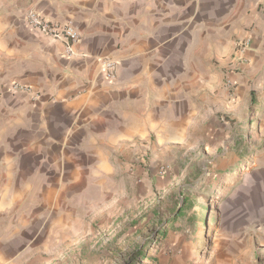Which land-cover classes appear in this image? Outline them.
Returning <instances> with one entry per match:
<instances>
[{"label":"crops","instance_id":"crops-1","mask_svg":"<svg viewBox=\"0 0 264 264\" xmlns=\"http://www.w3.org/2000/svg\"><path fill=\"white\" fill-rule=\"evenodd\" d=\"M194 137L228 142L234 220L264 248V0H0V264L147 197Z\"/></svg>","mask_w":264,"mask_h":264},{"label":"rangeland","instance_id":"rangeland-1","mask_svg":"<svg viewBox=\"0 0 264 264\" xmlns=\"http://www.w3.org/2000/svg\"><path fill=\"white\" fill-rule=\"evenodd\" d=\"M201 144L194 137L167 161L169 172L158 174L163 186L147 197L125 200L114 218L100 217L76 239H65L52 253L30 254L22 264H264L261 238L241 231L234 220L229 200L234 176L225 171L234 170L235 156L228 142L207 141L206 153ZM186 199L187 217L169 229ZM163 229L165 239L158 236ZM239 231L241 239L234 237Z\"/></svg>","mask_w":264,"mask_h":264},{"label":"built area","instance_id":"built-area-1","mask_svg":"<svg viewBox=\"0 0 264 264\" xmlns=\"http://www.w3.org/2000/svg\"><path fill=\"white\" fill-rule=\"evenodd\" d=\"M24 25L31 30L38 31L45 36L56 39V40H67L68 42V51L72 52L73 46L80 40L79 33L70 26L60 27L58 25L52 24L51 22L45 20L39 13L32 11L24 19ZM249 40L239 41L237 44V54L239 59H242L245 48L249 45ZM104 70L106 76L110 79L115 77V67L112 61H104ZM230 87L231 83L228 84ZM24 91L31 93L29 88L20 87L15 85L13 91ZM36 98H38L36 96ZM169 172V167L163 166L159 169V175L163 176Z\"/></svg>","mask_w":264,"mask_h":264},{"label":"trees","instance_id":"trees-1","mask_svg":"<svg viewBox=\"0 0 264 264\" xmlns=\"http://www.w3.org/2000/svg\"><path fill=\"white\" fill-rule=\"evenodd\" d=\"M191 209V200L186 199L183 201V205L181 206L178 213L173 217L172 221H168L169 226L168 228H173L174 224L177 223L179 220L185 219L187 217V212ZM159 237H163L164 239L167 238V229H163L161 232L158 233ZM138 256H141L139 254Z\"/></svg>","mask_w":264,"mask_h":264}]
</instances>
